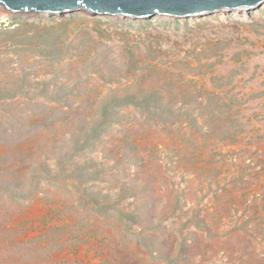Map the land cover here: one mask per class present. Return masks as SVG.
<instances>
[{"label":"rangeland","instance_id":"rangeland-1","mask_svg":"<svg viewBox=\"0 0 264 264\" xmlns=\"http://www.w3.org/2000/svg\"><path fill=\"white\" fill-rule=\"evenodd\" d=\"M246 10L0 6V264L233 262L186 220L230 214L220 161L263 170L264 152L219 146L262 139L264 5Z\"/></svg>","mask_w":264,"mask_h":264},{"label":"crops","instance_id":"crops-1","mask_svg":"<svg viewBox=\"0 0 264 264\" xmlns=\"http://www.w3.org/2000/svg\"><path fill=\"white\" fill-rule=\"evenodd\" d=\"M259 110L262 112L264 108ZM259 110L252 111L258 116L255 121L259 124L257 127L260 125L262 127L258 131L262 139H258L250 145L242 140V138L235 142L228 141L227 144L222 146L219 144L221 152L224 154L238 151L243 153L247 149L250 152L257 150L258 152H264V113L258 115ZM262 164L263 170L258 172L254 179L248 178L244 181L241 179L242 173L239 166L233 165L228 160L226 164L220 161L217 167L222 168L225 172L228 169V180L235 179V182L226 185V188L222 187L221 183H217V190L219 189L220 193L224 192L226 196L223 202H228V205H230V214H219L213 218L208 217L206 220H202L206 226L201 231H199L197 221L192 220V218L186 220L188 227L190 226L187 234L199 235L200 232L202 236V234L207 235L210 232L212 236L214 235L217 238V242L220 241L222 246H225V251L233 253L236 257L230 264H264V256H257V253L262 252L264 254V235H261L259 231H264L260 227L264 223V161ZM204 246L209 248L207 243ZM204 246L198 247V251L202 253V257L205 253H208V249H205Z\"/></svg>","mask_w":264,"mask_h":264},{"label":"water","instance_id":"water-1","mask_svg":"<svg viewBox=\"0 0 264 264\" xmlns=\"http://www.w3.org/2000/svg\"><path fill=\"white\" fill-rule=\"evenodd\" d=\"M260 5H264V0H0V6L12 13L64 14L83 7L94 14L129 18L155 15L193 18L224 9L249 10Z\"/></svg>","mask_w":264,"mask_h":264},{"label":"bare ground","instance_id":"bare-ground-1","mask_svg":"<svg viewBox=\"0 0 264 264\" xmlns=\"http://www.w3.org/2000/svg\"><path fill=\"white\" fill-rule=\"evenodd\" d=\"M246 11H247L246 8H240V9H237L236 12H238L239 14H244ZM107 15H109V14H107Z\"/></svg>","mask_w":264,"mask_h":264}]
</instances>
